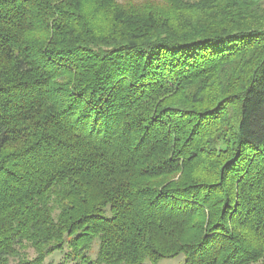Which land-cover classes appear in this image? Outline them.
Here are the masks:
<instances>
[{
  "label": "trees",
  "instance_id": "16d2710c",
  "mask_svg": "<svg viewBox=\"0 0 264 264\" xmlns=\"http://www.w3.org/2000/svg\"><path fill=\"white\" fill-rule=\"evenodd\" d=\"M56 252L264 264V0H0V264Z\"/></svg>",
  "mask_w": 264,
  "mask_h": 264
},
{
  "label": "rangeland",
  "instance_id": "374dc122",
  "mask_svg": "<svg viewBox=\"0 0 264 264\" xmlns=\"http://www.w3.org/2000/svg\"><path fill=\"white\" fill-rule=\"evenodd\" d=\"M28 252H29V257L33 258L36 256V253L33 249H29ZM64 254H65L64 252H56L55 254L48 257L44 264H60L64 260ZM93 256H95V252ZM183 263H184V255H180L175 258L162 259L157 264H183Z\"/></svg>",
  "mask_w": 264,
  "mask_h": 264
}]
</instances>
